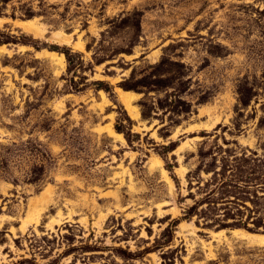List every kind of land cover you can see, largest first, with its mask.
<instances>
[{
    "label": "rangeland",
    "instance_id": "1",
    "mask_svg": "<svg viewBox=\"0 0 264 264\" xmlns=\"http://www.w3.org/2000/svg\"><path fill=\"white\" fill-rule=\"evenodd\" d=\"M0 264H264V0H0Z\"/></svg>",
    "mask_w": 264,
    "mask_h": 264
},
{
    "label": "bare ground",
    "instance_id": "2",
    "mask_svg": "<svg viewBox=\"0 0 264 264\" xmlns=\"http://www.w3.org/2000/svg\"><path fill=\"white\" fill-rule=\"evenodd\" d=\"M29 21L30 20H23L21 22V25L26 26ZM59 34H60L61 39H63L65 37V35H63L62 33H59ZM50 52L53 55L58 53L56 51H50ZM59 56H60L61 63L64 64L65 63V55H64V53H60ZM116 90L119 92L120 97L122 98L123 102L125 103L126 108L128 109V111L133 116L138 117L139 116V111H138L139 109H137L136 106L133 104V98L136 96V94H135L136 92H134L132 90L123 89L121 87H117ZM101 92L103 94H105L104 90H101ZM110 134L112 136L117 137L119 140L126 141V138L123 135V133L118 131V130H116L115 128H112V127L110 128Z\"/></svg>",
    "mask_w": 264,
    "mask_h": 264
},
{
    "label": "trees",
    "instance_id": "3",
    "mask_svg": "<svg viewBox=\"0 0 264 264\" xmlns=\"http://www.w3.org/2000/svg\"><path fill=\"white\" fill-rule=\"evenodd\" d=\"M50 48L52 50H60L61 52H64L69 57L70 49L68 47H64L61 49L59 46L51 45ZM94 84L97 86L98 89L105 88L109 92H114V89L110 88V86H104L106 84L104 80H95ZM126 89L130 90V88H126ZM116 128L118 131H121L119 125H117Z\"/></svg>",
    "mask_w": 264,
    "mask_h": 264
},
{
    "label": "crops",
    "instance_id": "4",
    "mask_svg": "<svg viewBox=\"0 0 264 264\" xmlns=\"http://www.w3.org/2000/svg\"><path fill=\"white\" fill-rule=\"evenodd\" d=\"M100 92V90H98ZM114 93L118 97V99L121 101V98L119 96V93L116 91V87L114 88Z\"/></svg>",
    "mask_w": 264,
    "mask_h": 264
}]
</instances>
